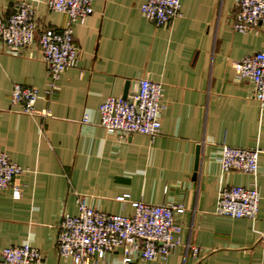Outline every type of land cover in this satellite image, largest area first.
Here are the masks:
<instances>
[{
    "label": "crops",
    "instance_id": "obj_1",
    "mask_svg": "<svg viewBox=\"0 0 264 264\" xmlns=\"http://www.w3.org/2000/svg\"><path fill=\"white\" fill-rule=\"evenodd\" d=\"M16 1L0 0V15ZM144 2L93 0V13L74 27L77 65L60 74L53 95L38 37L61 31L67 17L38 4L35 41L17 55L0 42V152L23 170L20 199L0 191V252L28 243L44 264H70L56 239L80 195L107 215L131 216L137 201L185 207L175 215L181 245L148 264H264V109L233 70L264 51V27L234 31L237 0H180L179 15L158 27L141 14ZM143 79L163 86L160 133L121 139L101 128L99 105L129 98ZM15 85L38 91L36 115L11 104ZM223 146L260 150L257 174L223 173ZM236 186L257 188L255 221L214 213L220 191ZM94 264H122L121 253Z\"/></svg>",
    "mask_w": 264,
    "mask_h": 264
},
{
    "label": "built area",
    "instance_id": "obj_2",
    "mask_svg": "<svg viewBox=\"0 0 264 264\" xmlns=\"http://www.w3.org/2000/svg\"><path fill=\"white\" fill-rule=\"evenodd\" d=\"M238 12L232 28L245 33L264 27V0H237ZM44 4L50 12L67 17L61 31L50 30L38 37L42 61L49 80L47 95H53L60 74L76 67L78 49L74 43V27L82 25L93 13V0H17L8 16L0 15V42L12 55L32 44L36 39V6ZM141 14L154 25H168L179 15L180 0H145ZM236 79L249 80L253 85V99L264 109V51L246 56L233 64ZM163 86L147 79L139 81L138 94L132 101L108 97L98 107L99 126L108 133L124 139L132 134L156 137L161 129ZM40 98L37 90L15 85L10 101L23 114L36 115L35 103ZM48 111L39 116L47 117ZM86 122V119H83ZM258 149L223 146L218 158L223 173L240 172L256 175ZM22 169L0 152V191H10L11 197H21L15 179ZM128 198V197H126ZM124 198H120L123 200ZM257 188L229 187L220 191L215 214L230 219L255 221L258 214ZM77 214H63L56 239L60 259L70 264H94L107 253L118 250L121 263L148 264L156 259L166 261L170 252L181 245L175 215L185 212L181 205L132 202L131 216L107 215L87 205L83 196L76 198ZM194 251V250H193ZM2 264H44L40 252L28 243L5 247L0 252Z\"/></svg>",
    "mask_w": 264,
    "mask_h": 264
},
{
    "label": "water",
    "instance_id": "obj_3",
    "mask_svg": "<svg viewBox=\"0 0 264 264\" xmlns=\"http://www.w3.org/2000/svg\"><path fill=\"white\" fill-rule=\"evenodd\" d=\"M139 86V85H138ZM138 94V89H137V92L136 93H134V94H132L129 98H127L126 97V95H124L123 96V98H126V99H128V101H132V96H135V95H137ZM198 164H199V151H198V153H197V157H196V163H195V171H197V169H198Z\"/></svg>",
    "mask_w": 264,
    "mask_h": 264
}]
</instances>
